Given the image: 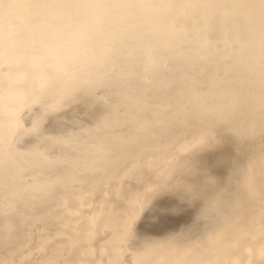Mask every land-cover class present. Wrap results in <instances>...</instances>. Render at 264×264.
I'll return each instance as SVG.
<instances>
[{
    "label": "bare ground",
    "instance_id": "obj_1",
    "mask_svg": "<svg viewBox=\"0 0 264 264\" xmlns=\"http://www.w3.org/2000/svg\"><path fill=\"white\" fill-rule=\"evenodd\" d=\"M0 264H264V0H0Z\"/></svg>",
    "mask_w": 264,
    "mask_h": 264
},
{
    "label": "rangeland",
    "instance_id": "obj_2",
    "mask_svg": "<svg viewBox=\"0 0 264 264\" xmlns=\"http://www.w3.org/2000/svg\"><path fill=\"white\" fill-rule=\"evenodd\" d=\"M167 212H164V213H161L162 214V220H161V224L159 223V221L160 220H156V221H153V222H149V221H146L147 223L149 222L150 224H149V228H162V227H165V226H167V225H170V226H176V225H178L179 223H180V221L182 220V219H184L185 218V215L183 214V213H178V214H176V213H174V212H169L168 210H166ZM172 214V215H171ZM183 215V216H181V215ZM171 215V216H170ZM179 215V217H177ZM168 216V217H167ZM175 217V218H174ZM171 218V219H170ZM178 218H180V219H178ZM182 218V219H181ZM167 219H169V220H167ZM174 220V221H173ZM177 221V222H176ZM174 224V225H173ZM153 225V226H152Z\"/></svg>",
    "mask_w": 264,
    "mask_h": 264
},
{
    "label": "snow or ice",
    "instance_id": "obj_3",
    "mask_svg": "<svg viewBox=\"0 0 264 264\" xmlns=\"http://www.w3.org/2000/svg\"><path fill=\"white\" fill-rule=\"evenodd\" d=\"M132 227H133V223L129 222V225H128L129 230H131Z\"/></svg>",
    "mask_w": 264,
    "mask_h": 264
},
{
    "label": "water",
    "instance_id": "obj_4",
    "mask_svg": "<svg viewBox=\"0 0 264 264\" xmlns=\"http://www.w3.org/2000/svg\"><path fill=\"white\" fill-rule=\"evenodd\" d=\"M181 213H183V212H181Z\"/></svg>",
    "mask_w": 264,
    "mask_h": 264
}]
</instances>
